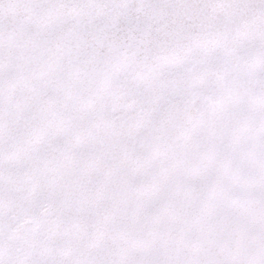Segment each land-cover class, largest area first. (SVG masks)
<instances>
[{
    "label": "snow or ice",
    "instance_id": "6c2138e0",
    "mask_svg": "<svg viewBox=\"0 0 264 264\" xmlns=\"http://www.w3.org/2000/svg\"><path fill=\"white\" fill-rule=\"evenodd\" d=\"M0 264H264V0H0Z\"/></svg>",
    "mask_w": 264,
    "mask_h": 264
}]
</instances>
